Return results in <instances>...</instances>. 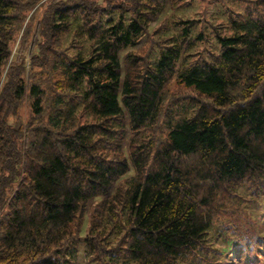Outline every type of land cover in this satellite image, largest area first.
Segmentation results:
<instances>
[{
  "label": "trees",
  "instance_id": "obj_1",
  "mask_svg": "<svg viewBox=\"0 0 264 264\" xmlns=\"http://www.w3.org/2000/svg\"><path fill=\"white\" fill-rule=\"evenodd\" d=\"M38 1L0 0V264L207 263L224 200L264 187V2L186 66L190 21L151 63L131 51L178 0H54L23 28ZM173 79L197 94L176 109Z\"/></svg>",
  "mask_w": 264,
  "mask_h": 264
},
{
  "label": "rangeland",
  "instance_id": "obj_2",
  "mask_svg": "<svg viewBox=\"0 0 264 264\" xmlns=\"http://www.w3.org/2000/svg\"><path fill=\"white\" fill-rule=\"evenodd\" d=\"M54 0H40L35 7L41 6L39 12L32 18L34 8L26 15L23 28L27 23L34 25L40 18L47 6ZM117 2V0H108ZM264 0H178L174 3H168L160 15L159 19L149 25L150 36L140 39L136 47L131 51L141 55L146 61H152L153 54L158 48L155 41L161 43L170 37H177L182 27L188 25L180 21L192 22L193 33L191 39L203 34L204 39L201 42L194 41L191 50L185 54V60L181 63L190 65L195 61L211 60L212 54L218 51L219 47L215 41L216 33L220 35H230L232 32V21L237 19L238 15L251 14L255 16L262 9ZM36 25V24H35ZM34 25V26H35ZM21 32L16 34L11 44L12 58L22 57L26 72H30L29 45L23 50L19 48ZM82 41L81 39H78ZM62 48L69 47L71 38H61ZM84 42V41H82ZM87 47L89 44L85 42ZM154 47V48H153ZM26 49V50H25ZM69 53L73 52L68 49ZM88 54V51L86 52ZM180 67V64H179ZM178 70V69H177ZM28 76V75H27ZM48 75H42V78ZM50 78V77H49ZM55 79V78H54ZM167 99L171 102V108H178L181 102H186L190 98H196V93L183 84L173 79L166 88ZM190 110L187 115H190ZM20 117L26 121L28 118L27 105L23 104L19 109ZM167 117L172 114L166 113ZM10 121H13L10 119ZM157 129L149 128L139 132L138 135L146 137L148 134L155 140L163 137L165 121ZM163 125V126H162ZM125 127L128 129L126 123ZM163 127L161 130H159ZM135 135V134H134ZM129 141V139L127 138ZM144 140V139H142ZM127 141V143H128ZM144 142V141H142ZM125 148H122L124 151ZM247 183H243L234 189L236 197L224 200L218 217L212 225L211 232L207 236V245L209 246L206 254L209 264H264V187L255 190L250 188ZM239 196V197H237ZM90 215L85 217L82 225L81 237L85 238L89 229ZM224 250H226L224 252ZM206 256V255H205ZM78 261L82 264H90L89 257L85 253V248H78ZM200 260L197 264H207Z\"/></svg>",
  "mask_w": 264,
  "mask_h": 264
}]
</instances>
